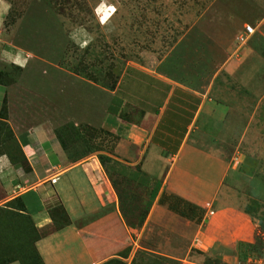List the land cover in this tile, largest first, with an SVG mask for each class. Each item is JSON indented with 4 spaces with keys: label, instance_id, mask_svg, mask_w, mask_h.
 Masks as SVG:
<instances>
[{
    "label": "rangeland",
    "instance_id": "374dc122",
    "mask_svg": "<svg viewBox=\"0 0 264 264\" xmlns=\"http://www.w3.org/2000/svg\"><path fill=\"white\" fill-rule=\"evenodd\" d=\"M155 79L200 90L214 84L224 119L205 111L187 141L234 169L225 180L239 198L233 203L256 224L242 261L264 264V0H0V153L24 163L9 120L16 130L47 127L76 159L101 157L125 223L140 233L135 240L172 256L139 250L133 264H180L175 255L222 264L202 244L210 205L165 189L170 160L154 161L163 154L153 146L135 151V142L124 148L127 158L118 154L126 129L150 128L143 119L150 104L141 98L153 104L163 96ZM121 87L125 101L112 128L107 108ZM209 165L214 181L218 166L208 161L198 176L207 180ZM154 206L157 226L141 232ZM18 207L0 201V264L50 230L36 231ZM51 211L56 228L60 210Z\"/></svg>",
    "mask_w": 264,
    "mask_h": 264
},
{
    "label": "crops",
    "instance_id": "0c3cea01",
    "mask_svg": "<svg viewBox=\"0 0 264 264\" xmlns=\"http://www.w3.org/2000/svg\"><path fill=\"white\" fill-rule=\"evenodd\" d=\"M11 55L18 56V53L14 51ZM166 85L169 89L165 97L158 98L153 104L150 100L147 101L150 105H147L143 119L148 122L149 130L135 125L126 129L129 132L118 145L117 151L121 152L119 146L122 149V153L118 154L127 158L124 148L133 147L135 142L138 146L137 149L134 147L135 151L141 150L142 153L149 146H153L154 151L163 154L160 159L154 157V161L163 163L170 160L163 182L165 189L196 204L210 205L212 210L211 214H207L201 228L202 244L207 253L222 264L241 263L245 249L248 250L246 246L253 241L256 224L242 213L240 201L238 204L233 203L239 198L234 192L235 189L225 180L229 171L234 169L215 155L210 154L212 160L209 159L205 156L206 152L187 141L200 128L198 120L202 121L205 111L210 118L224 119V114L220 111L223 104L213 89L214 84L200 90L169 79L153 81V87L163 92ZM175 90L180 91L175 101L180 103L183 100L182 104L188 105L184 106L185 109L187 107L191 110L195 98L200 103L176 154L167 157L163 148L153 141V136ZM4 93L5 88L0 84V110ZM160 101L162 106L158 104ZM230 104L232 103H229L228 110L234 106ZM155 109H158V113L154 112ZM9 122L26 157L28 170L11 163L7 154H0V201L6 203L20 198L24 205L22 212L30 218L35 229L38 232L50 229L34 240L17 261L11 264H105L116 257L121 258L124 264H133L139 250L172 257L166 251H160L161 248L139 242L138 238L135 240L134 236L140 233L125 223L119 199L97 154L91 153L83 159L71 160L52 130L43 126L35 130H16L13 122ZM141 140L144 142L142 148L139 147L142 145ZM184 157H187L186 162L189 159V164L183 165ZM207 161L218 166L214 181L211 180L214 169H210V165L207 180L198 176L202 164ZM195 168L196 173L193 171ZM55 205L60 210L62 223L53 228L58 221L51 211ZM159 215V207L154 206L141 232L145 229L151 232L152 227L156 228L155 220ZM127 247H131V251L126 257L121 256L120 253ZM174 258L180 264L189 263L183 256L175 255Z\"/></svg>",
    "mask_w": 264,
    "mask_h": 264
},
{
    "label": "trees",
    "instance_id": "16d2710c",
    "mask_svg": "<svg viewBox=\"0 0 264 264\" xmlns=\"http://www.w3.org/2000/svg\"><path fill=\"white\" fill-rule=\"evenodd\" d=\"M169 87L166 85V89L163 92V97L166 96L167 91H168ZM122 87L121 89L118 88V90H116L115 95L112 97L110 104L108 105V113L109 116L107 118V123L108 126L114 128L116 126V116L119 114L123 104H124V97L122 96ZM180 91L175 90V92L173 93V95L171 96L168 104H167V110H165L163 117L161 118V121L159 122L158 128L156 130V133L153 136V141L157 144H159L162 148H163V153L165 156H171L176 154L181 141L183 140L186 132H187V127L188 125L191 123L192 118L194 116V113L196 112L198 105L200 103V100L198 98L194 99V104L193 107L191 108V110H188L187 107L185 109L184 106H188V105H184L183 100L180 103H177L175 100H177L176 98L178 97ZM178 93V94H176ZM184 93V92H182ZM186 94V93H184ZM173 97V98H172ZM192 97V96H189ZM141 100L144 103H147V99L146 98H141ZM158 104L161 105V101L160 103L158 102ZM3 106V105H2ZM159 106V105H158ZM157 106V107H158ZM2 108V107H1ZM155 113H158V109H155L154 111ZM1 113V110H0ZM5 120V119H4ZM1 121V118H0ZM16 140V139H15ZM18 144V142H16ZM62 145V144H61ZM64 149V148H63ZM20 151H21V155L22 158L24 159V163H22L19 160H14L12 159L11 155L7 152H3L5 154L8 155L11 163H13L14 165H19V166H24L23 168L25 170H28V166H27V160L26 157L23 154V151L21 149L20 146ZM66 151V150H65ZM67 152V151H66ZM2 154V153H0ZM68 154V153H67ZM69 157L71 158V160H78L75 157L71 156L70 154H68ZM99 161L101 163V165L103 166L104 164L102 163V159L100 156H98ZM104 167V166H103ZM18 201L19 207H18V212L24 214L22 211L24 210V205L20 202V198H14L10 201H7L5 204L11 203L12 201ZM29 221L31 222L30 218L24 214ZM32 224V222H31ZM33 226V224H32ZM33 228L35 229V227L33 226ZM36 230V229H35ZM37 231V230H36ZM37 239V238H36ZM35 239V240H36ZM34 242V240L32 241ZM30 242L18 255V257L26 250V248L32 243ZM17 258L14 259H10L8 261H6L4 264H8V263H13L17 261ZM107 264V262L105 263Z\"/></svg>",
    "mask_w": 264,
    "mask_h": 264
},
{
    "label": "built area",
    "instance_id": "2783aa9c",
    "mask_svg": "<svg viewBox=\"0 0 264 264\" xmlns=\"http://www.w3.org/2000/svg\"><path fill=\"white\" fill-rule=\"evenodd\" d=\"M246 31L248 32V33H252L253 31H254V29L251 27V26H247L246 27ZM249 263H251V261L252 260H247ZM238 264H247V262H241V263H238Z\"/></svg>",
    "mask_w": 264,
    "mask_h": 264
}]
</instances>
